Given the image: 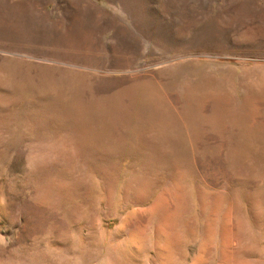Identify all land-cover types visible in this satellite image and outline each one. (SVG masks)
Segmentation results:
<instances>
[{
  "label": "rangeland",
  "instance_id": "374dc122",
  "mask_svg": "<svg viewBox=\"0 0 264 264\" xmlns=\"http://www.w3.org/2000/svg\"><path fill=\"white\" fill-rule=\"evenodd\" d=\"M0 264H264V0H0Z\"/></svg>",
  "mask_w": 264,
  "mask_h": 264
}]
</instances>
